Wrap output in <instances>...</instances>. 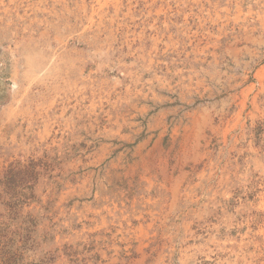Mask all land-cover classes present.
<instances>
[{
  "label": "rangeland",
  "instance_id": "rangeland-1",
  "mask_svg": "<svg viewBox=\"0 0 264 264\" xmlns=\"http://www.w3.org/2000/svg\"><path fill=\"white\" fill-rule=\"evenodd\" d=\"M0 264H264V0H0Z\"/></svg>",
  "mask_w": 264,
  "mask_h": 264
}]
</instances>
